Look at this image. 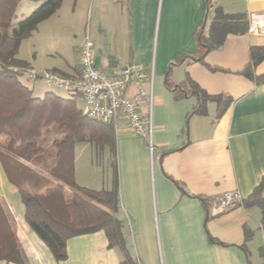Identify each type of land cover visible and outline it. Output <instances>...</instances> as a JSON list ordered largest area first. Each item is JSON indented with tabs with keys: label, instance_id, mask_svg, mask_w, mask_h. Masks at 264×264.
I'll return each instance as SVG.
<instances>
[{
	"label": "crops",
	"instance_id": "0c3cea01",
	"mask_svg": "<svg viewBox=\"0 0 264 264\" xmlns=\"http://www.w3.org/2000/svg\"><path fill=\"white\" fill-rule=\"evenodd\" d=\"M81 1L89 3L88 29L101 70L114 75L127 65H143V85L151 93L154 68V148L120 118L114 125L111 169L101 180L96 160L109 149L97 154L89 142L75 146L79 185L111 189L117 177L125 249L109 247L105 232L98 231L71 238L68 258L59 262L27 223L22 203V215L13 209L22 264H125L126 252L137 264H264L259 253L264 245L261 208L243 205L215 215L210 206L211 198L225 191L239 189L247 197L264 176V84L241 72L251 49L264 46V35L229 34L221 47L206 54L205 61L216 70L199 61L203 49L198 43L200 33H209L217 8L248 17L264 12V0ZM83 35L74 39L69 59L56 52L64 57L61 65L37 63L36 56L31 61L20 58L33 69L76 77ZM187 74L207 93L224 96L210 100L206 114L193 112L199 98L183 84ZM255 74L264 75V59ZM168 79L176 87L183 85L179 97ZM136 90L132 85L128 95ZM78 103L83 107L79 97ZM142 107L148 109V100ZM0 167L12 185L1 161Z\"/></svg>",
	"mask_w": 264,
	"mask_h": 264
},
{
	"label": "trees",
	"instance_id": "16d2710c",
	"mask_svg": "<svg viewBox=\"0 0 264 264\" xmlns=\"http://www.w3.org/2000/svg\"><path fill=\"white\" fill-rule=\"evenodd\" d=\"M21 1L0 0V139L6 138L4 143L0 142L3 170L18 190L27 223L57 261L68 258L67 243L71 238L98 231L105 232L109 247L125 249L123 222L118 217L117 177L111 189L96 190L79 185L75 172L76 144L89 142L97 154L106 149L114 154L115 126L108 121L87 118L79 106L78 94L62 96L47 91L39 97L20 79V75L31 69L30 64L19 57L23 40L54 15L64 0H29L39 5L15 23ZM247 30V15L228 14L217 8L209 33L198 36L203 49L199 61L216 70L205 61L206 54L221 47L229 34H243ZM263 59L264 46L253 47L242 74L264 84V75L255 74L256 66ZM183 84L199 98L193 109L197 114H206L210 100L219 101L224 97L207 93L189 74ZM167 85L176 97L183 92V85L176 87L169 79ZM244 206L261 208L264 233V176L245 198ZM259 253L264 259V245ZM22 260L15 222L0 198V262L22 264ZM124 262L137 264L127 252Z\"/></svg>",
	"mask_w": 264,
	"mask_h": 264
},
{
	"label": "built area",
	"instance_id": "2783aa9c",
	"mask_svg": "<svg viewBox=\"0 0 264 264\" xmlns=\"http://www.w3.org/2000/svg\"><path fill=\"white\" fill-rule=\"evenodd\" d=\"M247 32L264 35V12L249 13ZM79 53L81 68L80 74L76 77H66L54 71L33 68L27 71V77L32 81L43 78L49 84L63 89L69 95L78 94L84 102L83 113L89 119L104 120L113 125L120 118L124 119L153 151L152 90L154 68H150L152 89L149 93L143 85L146 78L143 65H127L114 75H108L97 66L89 29L79 45ZM132 85H136L137 90L132 96H129L128 91ZM144 100H148L147 110L142 107ZM245 198L239 189L225 191L211 198V210L215 215L226 213L238 206H243Z\"/></svg>",
	"mask_w": 264,
	"mask_h": 264
},
{
	"label": "rangeland",
	"instance_id": "374dc122",
	"mask_svg": "<svg viewBox=\"0 0 264 264\" xmlns=\"http://www.w3.org/2000/svg\"><path fill=\"white\" fill-rule=\"evenodd\" d=\"M38 5L39 4L29 2V0H22L17 11L18 16L15 18L14 22L16 23L23 15L31 13ZM90 12L88 2L85 3V1L82 2L81 0H64L61 7L50 17L49 21L40 26L39 31L35 30V34L33 33L31 35L32 37L30 36L23 40L19 57L31 61L36 56L37 63L43 65L63 64V56L69 59V57L73 55L74 50H72V45L74 39L77 38V40H80L83 34H87L88 25H91ZM35 46L39 47V50L37 49L39 52L38 55H36ZM57 51L63 56L58 55L56 53ZM20 79L33 89L34 95L40 94L41 97H43L47 91H53L62 96L69 95L63 89L49 84V82L43 78L32 81L28 79L27 73H24L20 75ZM34 87L36 88L34 89ZM79 98L81 97L79 96ZM5 140L6 138L2 137L0 142L4 143ZM0 148L3 149L1 145ZM112 154L113 153L108 150L103 156H99L96 160V163H98L97 168L101 170L98 173L101 180L107 175L109 168L111 169ZM66 191L70 193L68 188H66ZM0 198L11 211L12 218L16 223L13 209L22 215L24 208L17 190L7 182L1 167Z\"/></svg>",
	"mask_w": 264,
	"mask_h": 264
}]
</instances>
